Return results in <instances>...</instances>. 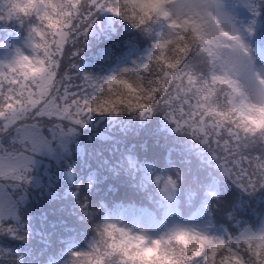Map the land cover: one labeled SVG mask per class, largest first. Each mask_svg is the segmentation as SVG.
<instances>
[{
	"label": "snow or ice",
	"instance_id": "obj_1",
	"mask_svg": "<svg viewBox=\"0 0 264 264\" xmlns=\"http://www.w3.org/2000/svg\"><path fill=\"white\" fill-rule=\"evenodd\" d=\"M242 3L251 14L247 21L233 15L227 0H198L200 6L191 13L169 21V33L156 45L160 50L156 57L160 67L154 74V88L148 99H155L163 106L166 118L175 124L176 130L190 129L200 136L228 179L247 190L264 186V124L259 123L264 117V73L254 72L261 88L253 94L246 91L239 80L230 77L227 69L223 73L209 69V65L215 67L216 61H221L222 67L227 63L221 49L238 51L246 57L245 67H255L258 57L248 37L254 34L257 9L264 7V0L261 3L242 0ZM99 6L95 4V7ZM22 11L27 12V9ZM217 14L228 22L230 29L217 21ZM78 15L79 26L74 23L70 27L86 32L92 22V8L87 7ZM44 18L52 22L51 18ZM212 28L223 36L222 40L212 35ZM71 35L76 36V33ZM75 53L76 49L70 55ZM20 59L17 51V65ZM260 62L264 68V59ZM70 67L77 65L72 63ZM69 88L66 73L53 72L46 84L37 85L23 72H0V181L27 182L33 153L51 152L52 139L74 131L72 127L65 130L61 121L83 123L79 95ZM103 103L100 107L93 106L91 111H100ZM44 117L57 121L49 122V135L43 131ZM0 232L17 235L13 225L3 223H0ZM201 241L203 243L197 246L199 250L190 257L198 264H230V260H240L241 264H264V254L259 248L241 252L239 241L233 243L231 237L201 236Z\"/></svg>",
	"mask_w": 264,
	"mask_h": 264
},
{
	"label": "clouds",
	"instance_id": "obj_2",
	"mask_svg": "<svg viewBox=\"0 0 264 264\" xmlns=\"http://www.w3.org/2000/svg\"><path fill=\"white\" fill-rule=\"evenodd\" d=\"M95 4L100 6L95 7ZM199 6L198 0H94V2L93 0H0V21L7 22L14 17L21 23L25 19L31 21L25 28L22 42L11 46L10 55L0 58V72L7 73L10 70L23 72L31 83L46 84L53 72L59 73V64L65 55L66 46H75V55L79 52L83 41L78 42L77 38L83 36L85 32H79L77 28L70 26L74 23L79 26L78 13L87 7L92 8V13L95 10H106L138 30L147 31L153 23H162L163 29L155 33L156 38L151 42V47L142 59L137 60L132 67H123L99 80L88 78L83 83V88L90 91L82 93L78 99L83 109L81 117L83 120L91 114L126 113L146 118L153 112L162 110L165 115L162 105L156 103L155 99H148L149 93L154 88V74L160 67L156 59L160 50L156 45L169 33L170 20L173 18L179 20ZM22 9H27V12ZM45 16L51 18L52 22L49 23ZM217 21L223 24L224 28L230 29L228 22L218 14ZM209 27L211 28V25ZM72 32H75L76 36H72ZM211 32L212 35L223 39L214 28ZM17 51L21 58L19 65L15 62ZM220 51L227 59V63L222 67L221 61H216L215 67L209 65V69L219 73L227 69V74L239 80L246 91L258 93L261 86L257 83L254 72L264 73L261 62L257 60L255 67L250 69L245 67L246 57L238 51L226 49ZM101 102L104 103L100 111H91L93 106L100 107ZM139 105L146 107L141 108ZM104 108L108 110L105 111ZM259 123L264 124V117L259 119ZM179 131L187 133L198 141L209 154L212 168L228 179L220 163L208 146L202 142L200 136L194 135L190 129ZM185 176L184 170L173 167L172 173L153 177V183L163 198L179 199L181 188L185 185ZM213 179L209 178V185L213 183ZM192 182L196 183L195 177L192 178ZM256 188L242 190L252 192ZM197 189L200 191L198 192ZM188 195L201 196L202 203L209 210H218L223 204L218 191L199 183L196 188L186 189L185 200ZM81 208L86 213L92 214V210L87 208L86 201ZM234 215L235 209L225 213L227 218H233ZM245 229L247 232L244 231ZM92 232L93 234L85 241V247L70 250L62 264H198L190 257L199 250L197 246L203 243L201 236L220 238L180 222L168 224L159 232L152 234L146 228L137 227L127 221L103 217L93 222ZM228 237H231L233 243L239 241L241 252H245L247 248L253 250L259 248L264 254V219L258 227L242 226L235 235ZM230 264H241V261L230 260Z\"/></svg>",
	"mask_w": 264,
	"mask_h": 264
},
{
	"label": "trees",
	"instance_id": "obj_3",
	"mask_svg": "<svg viewBox=\"0 0 264 264\" xmlns=\"http://www.w3.org/2000/svg\"><path fill=\"white\" fill-rule=\"evenodd\" d=\"M83 39L84 37L77 38L81 41ZM131 41V39L121 36L110 39L96 52L95 58L108 65L119 51L127 47L132 49L138 44H130ZM69 62L70 57H65L62 60V67H67ZM78 89L82 93L90 91L81 87ZM148 120L149 117L141 118L135 115L132 122L145 124ZM115 122L112 114H102L98 128L104 135H96L93 140L86 143L85 149L79 150L71 147L70 153L65 155L64 160L80 159L79 162L82 165L68 183V190L59 189L53 183L46 192L40 191V195L34 197L36 201L32 202V211L35 213V229L37 227L39 229L30 237L39 242L36 246L37 252L45 249L59 251L63 248V244H68L66 240L58 242L59 244L56 246H50V244L61 238L92 232L93 222L108 212V209H104L105 203H108L110 208L116 203L130 205L131 209H136L141 205V210L147 209L148 202H153L154 205L158 203L157 212L151 207L149 209H151L152 218L155 221H160L162 218L159 217V214L165 212L167 201L157 192L152 183L153 177L162 175V171L160 165L154 167L153 163H150L147 166L151 154L157 147L172 148L175 146H181L186 150L185 159L194 157L197 150H201L202 155L206 152V149L198 141L192 139L187 133L176 130L175 124L152 127L147 131L140 127L131 133H123L113 128L112 125ZM93 131L94 129L91 130L92 133ZM92 133L83 132V140L88 134L92 139L94 135ZM188 142L197 143V145L193 146ZM131 155L138 157V162L143 164L135 163L133 165L127 159ZM92 158H96V163ZM196 166L201 169L198 176L195 171ZM173 167L184 170L186 173L185 185L182 186L181 191L193 185V177L199 182L203 176L210 178L215 175L209 154L204 155L201 159L166 165V173H172ZM149 174L151 176H148ZM88 181L93 182L89 190H86L84 185ZM250 193L256 198L258 191ZM134 199L136 200L134 201ZM234 200L233 197L226 204L225 212L234 208ZM85 201L87 208L92 210V214L86 213L81 208ZM178 201L184 212L199 207L202 202L198 195H188L185 200V196L181 194Z\"/></svg>",
	"mask_w": 264,
	"mask_h": 264
},
{
	"label": "rangeland",
	"instance_id": "obj_4",
	"mask_svg": "<svg viewBox=\"0 0 264 264\" xmlns=\"http://www.w3.org/2000/svg\"><path fill=\"white\" fill-rule=\"evenodd\" d=\"M100 14V15H99ZM111 13L106 10H95L93 12L92 16V24L90 27H88L87 31L84 33L83 36L84 39L82 40L83 43L80 45V47L85 46L88 42L93 43V45L97 44L100 40L104 39L106 36L108 30H112L111 27V20H110ZM114 18V17H113ZM12 19H16L15 17ZM30 19H25L23 23L18 21H12L11 19L7 22L0 21V28L4 30V32L9 31H16L18 33L23 32L22 28L25 29L27 25L30 23ZM157 31L163 29L162 23H156ZM24 37L18 38L15 40L13 45H19ZM81 41V40H78ZM73 50H75L74 46H71ZM151 47V45H150ZM149 49L147 47L144 48L143 51H139L137 49L136 52L132 53L130 57L127 59H124L121 63H118L117 66L113 69H111L109 72L113 73L117 71L118 69H121L123 67H132L134 66V63L137 60H140L144 57V55L147 53ZM10 55V51L8 49V46L3 44L2 49L0 50V58ZM120 115H125L126 113H116ZM148 124L152 127H156L157 120L149 119ZM140 127H143L144 130L146 129V126L141 124H135L131 123L128 126L125 124L118 126V130L122 132H128L130 129L136 130ZM66 139H62V146L64 147L67 145L65 142ZM86 141H89L86 139ZM46 154V152L41 151L38 153H33V156H36L38 154ZM34 164V162L32 161ZM35 168H30L27 172L28 180L26 183H19L16 182L15 184L12 181H0V187L3 188V191L5 194H0V223L6 224V225H13L14 229L17 233L16 236H11L6 232H0V253H6V255H0V264H22V261H25V264H37V259L34 255H25L24 252L26 250V242H34L32 235L35 231L38 232L39 227L35 229V213L32 211V202L31 200L25 199L23 196L22 190L24 187H27L28 184H30V176L32 174H36L34 171ZM133 174H135L133 172ZM136 181L138 179L135 178ZM227 182H231L229 179H227ZM232 184V182L230 183ZM33 185V184H31ZM47 184L46 189L49 188ZM35 188L43 189L45 188V183L42 185H33ZM91 186L90 183H86V188H89ZM231 187V186H230ZM229 187V188H230ZM229 188L226 190L225 194L229 193ZM143 193V192H142ZM169 200V199H167ZM158 203L155 205L150 204L149 206L153 207L155 211L157 212L158 209ZM136 209H124L121 216L119 218H116L114 216V211L112 210L109 217L104 216L103 218H110V219H120L123 221H127L130 224H133L137 227H144L146 228L150 233L155 234L159 232L164 226L168 224H172L174 222H180L183 224H188L194 227H197L199 230L204 231L206 234L220 237L224 239L223 235V228L222 226L215 224L214 221H211L208 219V215L205 214L203 210H200L196 216L189 222H184L179 220L177 211L174 206L171 207V209L167 208L166 214H165V220L162 223L155 222L152 217L146 213L141 212V214L136 215L135 214ZM251 212H254V210H250ZM232 222H229L231 224ZM236 228L240 229L242 227V224H239L238 221L233 223ZM249 227V226H247ZM250 228V227H249ZM78 243L74 244L72 243L73 247L70 248L68 251H66V255L63 256V258L56 262L55 264H62V262L67 258L68 253L70 250L77 249V248H84L85 247V241L89 239L85 236L77 237L76 238ZM65 240V238H61L57 240L54 243L56 244L60 241Z\"/></svg>",
	"mask_w": 264,
	"mask_h": 264
}]
</instances>
